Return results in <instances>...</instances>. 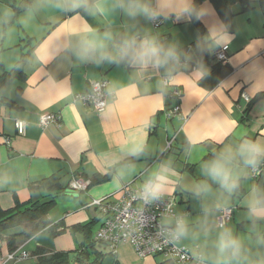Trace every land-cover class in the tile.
<instances>
[{
	"label": "crops",
	"instance_id": "obj_1",
	"mask_svg": "<svg viewBox=\"0 0 264 264\" xmlns=\"http://www.w3.org/2000/svg\"><path fill=\"white\" fill-rule=\"evenodd\" d=\"M21 1L0 0V79L24 56L23 78L0 88V207L9 210L27 202L53 206L47 214L51 229L15 240V248L29 255L19 264H38L33 256L37 249L66 254L69 264H83L80 256L103 221L91 202L106 197L114 201L125 185L144 188L162 164L176 173L161 193L172 200L174 217L162 223L172 227L177 219L185 222L188 232L179 245L193 259L188 264H216L215 241L224 228L242 241V258L230 264H264V219L249 217L248 203L255 190L251 169L239 158L234 161L239 188L233 193L202 172V166L226 146L235 150L245 140L264 144V18L258 5L245 12L237 4L231 6V20L225 25L212 4L204 1L197 11L201 33L188 14L193 0H145L162 20L157 28L142 15H127L115 6L117 0H81V7L71 10L54 7L56 0H31L16 12ZM89 28L99 34L110 32L112 51L124 37L137 42L154 37L166 47L175 45L187 65L179 68L171 61L161 68H142L82 60L77 53ZM198 42L207 63L192 48L185 54ZM224 46L228 47L224 66L230 72L207 89L201 80L219 64L213 53ZM101 79L107 81V99L105 109L97 113L75 96ZM174 88L180 92L177 99L167 96ZM175 105L179 116L166 120L164 112ZM45 113L57 115L59 125L41 129L38 120ZM17 121L26 125L23 135L17 133ZM134 140L143 142L138 156L123 151ZM50 177L64 192L30 190ZM74 177L88 181L89 187L70 191ZM200 182H207L209 190L198 192ZM229 207L234 208L231 219L220 228L218 211ZM51 230L59 234L54 236ZM7 234H0V263L11 252ZM100 248L111 253L104 244ZM200 254L206 257L203 261ZM113 262L173 264L161 256L140 258L126 243L98 263Z\"/></svg>",
	"mask_w": 264,
	"mask_h": 264
},
{
	"label": "clouds",
	"instance_id": "obj_2",
	"mask_svg": "<svg viewBox=\"0 0 264 264\" xmlns=\"http://www.w3.org/2000/svg\"><path fill=\"white\" fill-rule=\"evenodd\" d=\"M116 7L121 8L127 15L136 17L142 15L147 19H154L157 13L145 0H117ZM54 7L71 10L81 7V0H56ZM91 11V8H87ZM224 39V38H222ZM112 41V34L105 32L97 33L94 29H86L82 38L81 48L77 55L82 60L95 61L97 64L108 62H127L139 65L142 68L152 66L153 68L165 67L171 61H178L181 53L175 45L165 46L154 37H146L137 42L135 38L124 37L119 45H114L115 51L109 50V42ZM123 151L128 155L138 156L143 151L142 141H132ZM264 157V144L256 141L245 140L233 150L226 146L211 160L202 166V172L228 193H233L239 188V176L234 168V161L239 158L243 165L256 170ZM115 163V161H113ZM172 175H176L174 169L167 164H162L157 169L143 188L146 200L158 199L165 190ZM207 182H200L197 191H208ZM249 217L251 219H264V190H254L248 203ZM188 229L181 219L171 232L173 239H179L187 235ZM216 264H230L231 261H239L242 258V241L235 236L231 229L224 228L215 241ZM203 261L206 257L200 254L198 257Z\"/></svg>",
	"mask_w": 264,
	"mask_h": 264
},
{
	"label": "built area",
	"instance_id": "obj_3",
	"mask_svg": "<svg viewBox=\"0 0 264 264\" xmlns=\"http://www.w3.org/2000/svg\"><path fill=\"white\" fill-rule=\"evenodd\" d=\"M154 10V8H152ZM155 11V10H154ZM153 27L161 25L162 20L156 15L150 19ZM228 47L224 46L214 51L213 59L219 64L225 65L227 62ZM191 52V47H187L185 54ZM179 68H183L187 63L181 59L172 61ZM168 81L164 80V85ZM107 81L101 79L89 83L88 90L75 96V101L82 103L84 107L94 112H101L106 107ZM169 98L177 99L180 96L178 89H172L167 95ZM248 101V98L243 95ZM172 116H179V107L173 106L164 112V118L170 119ZM51 124L59 125V117L54 114L45 113L39 117L38 126L43 129ZM25 123L16 122L15 128L19 135L24 134ZM9 141H5L7 144ZM264 163L258 165L256 170H250V177L255 180L262 170ZM89 187V182L74 177L70 180L68 188L72 192H83ZM119 197L111 201L110 197L94 200L89 205L96 208L103 217L102 225L97 231L94 241L108 246L111 254L116 252V246L121 243L129 244L135 254L140 257L161 256L168 259L173 264H188L193 259L186 247L179 245V239L171 236L175 226H166L162 221L166 218L174 217L173 202L169 197L160 195L158 199L146 200L142 189H131L128 185L123 186L118 192ZM234 208H222L217 214V225L223 228L231 219ZM29 255L20 250L9 252L0 264H19L26 261Z\"/></svg>",
	"mask_w": 264,
	"mask_h": 264
},
{
	"label": "trees",
	"instance_id": "obj_4",
	"mask_svg": "<svg viewBox=\"0 0 264 264\" xmlns=\"http://www.w3.org/2000/svg\"><path fill=\"white\" fill-rule=\"evenodd\" d=\"M204 1H208L212 4L215 12L221 18L225 25H228L230 23L232 16L230 8L231 6L236 4L239 5L241 12H245L251 9L252 5L256 3L261 10L264 18V0H193L188 10V14L192 23L201 33L203 32V29L197 19V11L200 4ZM30 2L31 0H22L19 6L16 7V12L27 8ZM200 46V42H198L193 44L191 48L193 50V53H195V56L201 59L203 63H207L209 60L207 56L203 55L204 53L201 52ZM23 58L24 56L21 57V59L9 73H6L4 77L0 79V88L16 78H23V73L20 69L23 63ZM229 72L230 70L226 66L215 64L211 67L210 72L202 78L201 84L207 89H210L215 86L220 80L225 78L229 74ZM252 103L253 101H250L249 106ZM254 181L255 190H264V169ZM39 189L48 192H64L61 185L54 177L45 179L38 184L32 185L30 187L31 191H37ZM52 206L53 202L43 204L38 202H27L23 204L15 203L14 207L9 210H3L0 207V234L8 233L5 242L9 251L16 250L15 240L18 237L30 239L44 229H51L50 223L47 219V214ZM51 232L54 236L56 234H59L55 230H51ZM88 245V250L80 256V261L83 264H99L98 262L99 260H101V258L105 256H112L111 253H104V249L101 250L100 248L102 244L96 243L94 241V238ZM33 254V256L37 258L38 264H69V258L66 254H50L43 249H37ZM86 254L89 255L88 258L85 257ZM91 256H93V260L90 261ZM113 264L118 263L113 262Z\"/></svg>",
	"mask_w": 264,
	"mask_h": 264
},
{
	"label": "water",
	"instance_id": "obj_5",
	"mask_svg": "<svg viewBox=\"0 0 264 264\" xmlns=\"http://www.w3.org/2000/svg\"><path fill=\"white\" fill-rule=\"evenodd\" d=\"M85 257H86V258H88V257H89V255H88V254H86V255H85Z\"/></svg>",
	"mask_w": 264,
	"mask_h": 264
}]
</instances>
